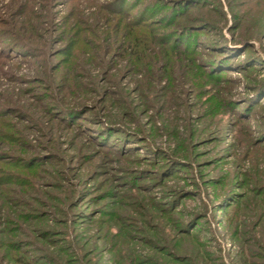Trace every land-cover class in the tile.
Returning <instances> with one entry per match:
<instances>
[{"label":"rangeland","instance_id":"rangeland-1","mask_svg":"<svg viewBox=\"0 0 264 264\" xmlns=\"http://www.w3.org/2000/svg\"><path fill=\"white\" fill-rule=\"evenodd\" d=\"M0 264H264V0H0Z\"/></svg>","mask_w":264,"mask_h":264},{"label":"trees","instance_id":"trees-1","mask_svg":"<svg viewBox=\"0 0 264 264\" xmlns=\"http://www.w3.org/2000/svg\"><path fill=\"white\" fill-rule=\"evenodd\" d=\"M177 38H178V40H179V37L180 36H176ZM188 39V38H187ZM177 40V41H178ZM225 40H223V38L222 37H220L219 36V38H218V41L216 42V41H214V42H212L209 46L211 47V49H215L216 51H220V53H218V54H214L213 53V56H212V58H213V60H218V62H216V63H213L212 65V69L214 70V66H224V65H228L229 64V58H228V54L230 53V52H232L233 50H229V49H227V48H225ZM219 62H220V64H219ZM104 138H105V136H103ZM100 140H102V141H104V139H100Z\"/></svg>","mask_w":264,"mask_h":264}]
</instances>
